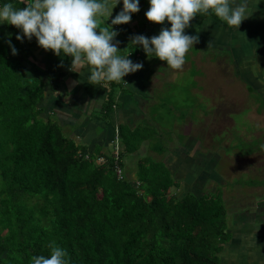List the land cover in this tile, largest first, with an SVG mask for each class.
Segmentation results:
<instances>
[{
  "label": "trees",
  "instance_id": "obj_1",
  "mask_svg": "<svg viewBox=\"0 0 264 264\" xmlns=\"http://www.w3.org/2000/svg\"><path fill=\"white\" fill-rule=\"evenodd\" d=\"M12 45L16 54L0 35V264H30L52 241L69 264H220L230 235L221 194L177 197L170 187L178 179L148 157L135 183L121 151L114 157L112 147L66 135L41 114L43 80L26 75Z\"/></svg>",
  "mask_w": 264,
  "mask_h": 264
},
{
  "label": "crops",
  "instance_id": "obj_2",
  "mask_svg": "<svg viewBox=\"0 0 264 264\" xmlns=\"http://www.w3.org/2000/svg\"><path fill=\"white\" fill-rule=\"evenodd\" d=\"M14 3L21 7L25 6L22 0H14ZM249 3L252 8L251 14L242 20L238 28L229 27L215 15L197 14L194 16L185 32L197 35L198 42L193 48L188 49L183 67L177 70L166 67V62L156 57L148 58L141 46L136 47L130 42L134 34L151 37L157 35L161 27H170L167 20L163 24L147 20L144 13L149 7L148 0H140V10L132 14L129 22L112 25V28L118 32L114 42L119 41L120 53L130 52L129 58L143 65L136 72L125 75L123 77L125 82L89 83L87 67L71 69L70 56H63V54L58 56L50 49H43L37 44L35 37L32 40L26 38L23 41L17 40L16 33L19 29L14 25H0V35L3 36L4 42L7 43L8 39H11V42L16 41L18 44L21 51L16 57L23 63L22 69L26 75L41 77L43 80V96L38 104L44 113L42 115L51 119L54 116L52 120L59 124L66 135L87 144L90 149H93L95 145H100L104 150L111 152L112 145H120L122 161L128 169L131 170L134 167L125 158L130 155V160L132 156H136L134 158L135 173L138 163L148 157L151 150L153 155L151 158L163 160L172 177H175L170 166L172 159H175L173 153L175 144L168 142L166 137H162L164 135L162 133L159 138L157 133L155 137L147 136L148 127L145 136L136 122L146 117L147 120L163 124L158 114L159 111L152 112L149 108L151 104H157L159 100L153 98V91L160 90L159 96L162 101L171 107L167 103L171 101L167 98L164 100L163 95H166L165 92L169 86H172V83L167 88L164 87L168 81L184 76L185 70L183 69L189 64L188 61L194 66L193 77L199 78L200 75H204L203 72H207L211 80L222 79L228 87L231 78H239L244 81L239 95H242V90L247 96H250L249 93L252 92L257 93L256 98L250 102L253 107L247 111L250 117L253 116L252 120L256 119L258 122L257 129L253 128V131H248V135L251 134V137L255 135L253 138L261 141L259 145L263 144L262 154L257 157V162L249 163L255 166L256 177L260 183L251 188L247 186L243 189L242 195L238 192L234 203L236 207H240L242 203L254 207L258 204V208L256 212L244 211L235 214L232 218V215L229 216L226 231L230 235L222 252L219 253L220 264H264V0H249ZM121 8L122 3L117 4L109 17L107 12L101 16L100 26L110 25L111 19ZM112 85L116 86V90L112 89ZM209 95L223 97L215 102V105L223 104L224 109L226 102L231 101L224 97L227 95L226 91L217 94L209 93ZM106 105L111 109L104 114ZM257 107L263 109L260 110ZM126 125L132 127L124 131L127 128ZM137 129L140 130L139 133H135ZM89 134L94 136H89L94 140L91 142L82 140ZM121 135L130 137L134 146L132 147L131 143L128 146L127 142L123 143L120 140ZM142 135L150 143L151 139L154 141L149 151L146 145L137 143L139 140L135 139ZM196 144L193 143L192 153H194ZM184 146L185 144L182 143L179 148L185 150ZM144 150L145 153H143ZM138 151H142L141 155H136ZM111 153L116 154L114 149ZM178 154L176 156H179ZM241 158L245 161L244 166L246 167L245 158ZM250 159L249 156L248 161H251ZM251 182L252 180L250 184ZM232 208L233 206H231L233 211Z\"/></svg>",
  "mask_w": 264,
  "mask_h": 264
},
{
  "label": "clouds",
  "instance_id": "obj_3",
  "mask_svg": "<svg viewBox=\"0 0 264 264\" xmlns=\"http://www.w3.org/2000/svg\"><path fill=\"white\" fill-rule=\"evenodd\" d=\"M24 7H17L14 0H0V25H14L19 31L16 39L32 40L55 55L70 56L71 69L87 67L89 83L120 82L129 73L143 67L133 62L129 53L121 54L118 32L112 25L127 23L133 13L139 12L140 0H22ZM122 8L111 19V24L100 26V17H108L113 8ZM144 15L147 20L170 27H161L157 35L147 37L134 34L131 43L141 46L148 58L156 57L166 62V67L181 69L186 52L198 42L197 35L185 32L190 20L197 14L215 15L229 27L238 26L250 16L249 0H148ZM108 19V18H107ZM97 29L99 31H97ZM12 54L17 49L11 39L7 41ZM77 72V71H76ZM125 82V81H124ZM50 254L33 255L30 264H69L67 251L56 244H49Z\"/></svg>",
  "mask_w": 264,
  "mask_h": 264
},
{
  "label": "rangeland",
  "instance_id": "obj_4",
  "mask_svg": "<svg viewBox=\"0 0 264 264\" xmlns=\"http://www.w3.org/2000/svg\"><path fill=\"white\" fill-rule=\"evenodd\" d=\"M188 62L189 64L183 69L185 70L184 76H179L174 81H168L164 87L167 88L172 83L173 87L169 86L165 92L166 95H163L164 100L167 98L171 101L167 102L171 107L162 101L159 96L160 90L153 91V98L159 100L157 104L153 103L149 108L152 109V112L159 111L158 114L162 119L160 121L163 124L147 120L144 117L142 120L139 119L136 125L145 136L148 127L150 132L157 133L158 138L162 133L164 134L162 137H166L168 142L175 144L173 149L175 159H172L170 166L175 175L174 179H178V185H171L170 191L177 197H181L189 191L195 193L202 191L203 194L219 192L226 204V221L230 215L232 218L235 214L244 211L256 212L258 204L254 207L242 203L240 207H236L234 199L237 198L235 195L238 192L242 195L243 189L247 186L251 188L260 183L256 177L255 166L249 163L257 162V157L262 154L263 144L259 145L261 141L254 139L255 135L252 137L251 134L248 135V131H253V128L257 129L258 122L256 119L252 120L253 116L250 117V113L247 111L253 107L250 102L256 98L257 93L252 92L249 93L250 96H247L242 90V95H239L240 89L244 85V81L239 78H231L228 87L222 79L211 80L207 72H203L204 75H200L199 78L193 77L194 66L190 61ZM112 89L116 90V86L112 85ZM224 91L227 94L224 97L227 100L231 99L230 102H226L225 109L223 104L215 105V102L220 101L223 97L209 95V93L217 94ZM257 109L262 110L263 108L257 107ZM41 114H44L43 111ZM126 127V129H130L132 126L126 125ZM91 135H87L82 140L91 142L94 140L91 138L94 136ZM152 142V139L151 143L148 140L140 139L137 143L146 145L149 151ZM182 143L185 144V150L179 148ZM193 143H197L194 153H192ZM111 149H114L117 154L120 151V145L114 144ZM149 152L151 154H148V158L153 157L152 151ZM141 153L142 151H138L136 155H141ZM116 154L114 157L117 156ZM177 154L179 156H176ZM248 155L251 157V161H248ZM129 157L130 155L125 159L134 167L131 168V177L135 181L134 158L136 156H132L130 160ZM241 157L245 158L246 167L244 166L245 161ZM250 180H252V185ZM199 188L200 190H198ZM231 206H233V211Z\"/></svg>",
  "mask_w": 264,
  "mask_h": 264
},
{
  "label": "built area",
  "instance_id": "obj_5",
  "mask_svg": "<svg viewBox=\"0 0 264 264\" xmlns=\"http://www.w3.org/2000/svg\"><path fill=\"white\" fill-rule=\"evenodd\" d=\"M102 156H100V157H98L96 160H97V162H101V161H103V157L101 158ZM114 168H115V172H116V174L117 175H120V173H121V169H120V166H119V164L117 163V161L115 160V162H114Z\"/></svg>",
  "mask_w": 264,
  "mask_h": 264
}]
</instances>
